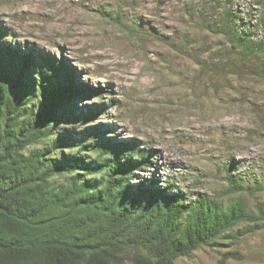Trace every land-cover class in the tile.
Instances as JSON below:
<instances>
[{"label":"rangeland","instance_id":"1","mask_svg":"<svg viewBox=\"0 0 264 264\" xmlns=\"http://www.w3.org/2000/svg\"><path fill=\"white\" fill-rule=\"evenodd\" d=\"M225 11L237 16V32L264 41V0H0L7 44L65 59L77 69L67 67L75 83L98 90L105 105L113 101L84 123L80 110L100 102L73 95L78 113L58 127L61 140L135 141L159 156L134 185L154 175L187 201L242 199L254 211L264 190L229 192L228 170L245 186L264 188V62L242 59L213 26ZM231 52L239 58L233 68ZM225 243L223 252L242 255L226 264H264V221ZM177 264L220 263L206 247Z\"/></svg>","mask_w":264,"mask_h":264},{"label":"trees","instance_id":"2","mask_svg":"<svg viewBox=\"0 0 264 264\" xmlns=\"http://www.w3.org/2000/svg\"><path fill=\"white\" fill-rule=\"evenodd\" d=\"M236 18L225 11L213 26L242 59L264 62V41L237 32ZM10 35L0 21V264H177L206 247L220 264L242 259L221 248L264 221V205L251 211L242 199L187 201L154 175L134 185L159 153L132 140L93 147L61 140L58 127L78 113L73 95L100 102L80 110L84 123L113 101L105 105L98 90L75 83L67 67L77 69L65 59L13 48ZM227 57L236 67L234 52ZM228 174L233 194L264 190Z\"/></svg>","mask_w":264,"mask_h":264}]
</instances>
